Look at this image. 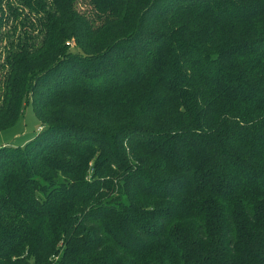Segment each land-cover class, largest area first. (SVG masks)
Here are the masks:
<instances>
[{"label": "trees", "instance_id": "1", "mask_svg": "<svg viewBox=\"0 0 264 264\" xmlns=\"http://www.w3.org/2000/svg\"><path fill=\"white\" fill-rule=\"evenodd\" d=\"M91 1L0 0V264H264V0Z\"/></svg>", "mask_w": 264, "mask_h": 264}, {"label": "rangeland", "instance_id": "2", "mask_svg": "<svg viewBox=\"0 0 264 264\" xmlns=\"http://www.w3.org/2000/svg\"><path fill=\"white\" fill-rule=\"evenodd\" d=\"M94 6L91 0H78L77 9L88 15L94 13ZM19 30V29H18ZM70 47L75 49L76 42L70 40ZM2 56H0V61ZM1 78V73H0ZM40 121L34 111L33 104L25 107L22 118L12 127L0 130V146L2 145H23L27 140L33 138L38 132Z\"/></svg>", "mask_w": 264, "mask_h": 264}, {"label": "built area", "instance_id": "3", "mask_svg": "<svg viewBox=\"0 0 264 264\" xmlns=\"http://www.w3.org/2000/svg\"><path fill=\"white\" fill-rule=\"evenodd\" d=\"M40 129H41V127L38 128V130H40Z\"/></svg>", "mask_w": 264, "mask_h": 264}]
</instances>
